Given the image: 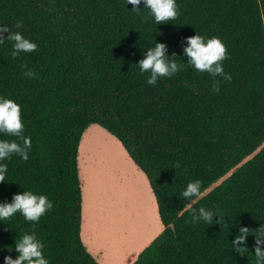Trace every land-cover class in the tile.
<instances>
[{
  "label": "trees",
  "instance_id": "16d2710c",
  "mask_svg": "<svg viewBox=\"0 0 264 264\" xmlns=\"http://www.w3.org/2000/svg\"><path fill=\"white\" fill-rule=\"evenodd\" d=\"M176 4V20L155 24L143 0L139 11L126 0H0V26L38 46L13 59V42L0 43V98L20 106L32 142L26 162L0 161L8 167L0 204L25 191L53 203L37 223L20 213L0 220V264L16 259L15 243L33 232L49 264H100L81 234L78 156L91 125L120 141L156 200L163 231L132 264H256L255 236L264 233V0ZM197 34L228 49L222 66L232 79L216 78L218 94L183 54ZM156 43L185 68L153 86L138 62ZM195 180L202 197L186 201ZM201 207L221 224L219 216L193 223L190 208ZM240 227L250 231L243 253L232 248Z\"/></svg>",
  "mask_w": 264,
  "mask_h": 264
},
{
  "label": "clouds",
  "instance_id": "9594fccd",
  "mask_svg": "<svg viewBox=\"0 0 264 264\" xmlns=\"http://www.w3.org/2000/svg\"><path fill=\"white\" fill-rule=\"evenodd\" d=\"M127 4L133 6L132 11H139L141 0H126ZM146 8L150 10L154 17L155 24H167L169 21L176 20L180 12L176 0H143ZM17 28L22 27V22H17ZM4 33H9L7 37ZM7 39L13 42L11 57L15 59L20 53H31L38 49L37 44L26 39L20 32H13L7 26H0V43ZM187 47L183 49V54L187 57V65L194 67L199 72H206L213 78L212 91L219 93L220 81L217 77L230 82L232 77L225 73L222 62L229 59L228 49L225 44L217 37L205 40L201 35L186 38ZM168 47L164 43H156L153 49H149L143 59L138 62L142 73H150L147 80L149 85L155 86L160 78H170L185 68V64L176 63V54L171 57L166 53ZM23 67H27L24 65ZM28 78L35 79L37 74L28 70L24 73ZM24 124L21 119L20 106L10 99L0 98V134L16 137V140H0V161L11 159L13 155H18L25 162L29 159V151L32 147L30 137L24 136ZM20 141V142H17ZM8 171L7 164H0V182H4ZM202 182L195 180L189 182L183 192L186 201L193 198L202 197ZM53 208V203L44 195H36L31 191L23 194H14L11 203L0 204V220L8 221L15 214L20 213L24 218L32 223L39 222L49 210ZM191 221L197 223L203 221L209 225L214 223V217L218 214L201 207L198 210L190 208ZM221 217V216H219ZM222 217L218 221L221 224ZM247 227L239 228V235L232 241V248L237 253L248 250L243 245L246 244L249 236ZM255 257L256 264H264V233L255 236ZM44 244L40 242L35 233L24 234L19 242L15 243V250L19 253L16 259L11 256L4 257V264H49L45 258ZM11 250V249H9Z\"/></svg>",
  "mask_w": 264,
  "mask_h": 264
},
{
  "label": "rangeland",
  "instance_id": "374dc122",
  "mask_svg": "<svg viewBox=\"0 0 264 264\" xmlns=\"http://www.w3.org/2000/svg\"><path fill=\"white\" fill-rule=\"evenodd\" d=\"M78 164L85 246L100 264H131L163 230L146 176L98 125L84 133Z\"/></svg>",
  "mask_w": 264,
  "mask_h": 264
},
{
  "label": "crops",
  "instance_id": "0c3cea01",
  "mask_svg": "<svg viewBox=\"0 0 264 264\" xmlns=\"http://www.w3.org/2000/svg\"><path fill=\"white\" fill-rule=\"evenodd\" d=\"M85 132H86V131H85ZM79 173H80V171H79ZM142 173H143V172H142ZM143 174H144V173H143ZM81 186H82V183H81ZM82 222H83V190H82ZM162 231H163V230H162ZM81 234H82V232H81ZM83 243H84V242H83ZM84 245H85V244H84ZM86 248H87V247H86ZM87 250H88V249H87ZM88 251H89V250H88ZM141 252H142V251H141ZM141 252H140V253H141ZM140 253H139V254H140ZM137 257H138V256H137ZM95 259H96V258H95ZM136 259H137V258H136ZM136 259H135V260H136ZM135 260H134V261H135ZM134 261H133V262H134ZM133 262H132V263H133ZM132 263H131V264H132Z\"/></svg>",
  "mask_w": 264,
  "mask_h": 264
}]
</instances>
